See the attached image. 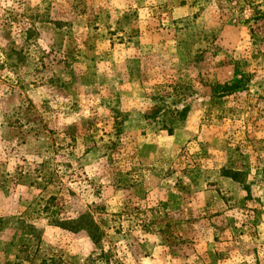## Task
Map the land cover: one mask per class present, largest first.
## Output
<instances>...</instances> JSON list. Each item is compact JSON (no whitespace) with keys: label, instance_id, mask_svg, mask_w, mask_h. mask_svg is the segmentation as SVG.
Returning a JSON list of instances; mask_svg holds the SVG:
<instances>
[{"label":"rangeland","instance_id":"1","mask_svg":"<svg viewBox=\"0 0 264 264\" xmlns=\"http://www.w3.org/2000/svg\"><path fill=\"white\" fill-rule=\"evenodd\" d=\"M0 264H264V0H0Z\"/></svg>","mask_w":264,"mask_h":264},{"label":"trees","instance_id":"2","mask_svg":"<svg viewBox=\"0 0 264 264\" xmlns=\"http://www.w3.org/2000/svg\"><path fill=\"white\" fill-rule=\"evenodd\" d=\"M89 227H90V229L92 228L94 230V234L91 236V238L92 239H96L95 238V233H96L97 227L92 222H90Z\"/></svg>","mask_w":264,"mask_h":264}]
</instances>
